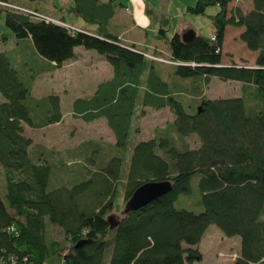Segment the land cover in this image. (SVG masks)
Instances as JSON below:
<instances>
[{
  "label": "trees",
  "instance_id": "16d2710c",
  "mask_svg": "<svg viewBox=\"0 0 264 264\" xmlns=\"http://www.w3.org/2000/svg\"><path fill=\"white\" fill-rule=\"evenodd\" d=\"M117 1L72 0L65 10L85 22L82 29L64 25V19L56 22L2 8L17 43L30 46L39 60L34 65L31 59L37 72L24 75L9 53L0 52V165L6 179L5 195L0 196V261L198 264L203 259L198 244L209 226L216 225L224 235L240 238L235 264H264V0H253L247 12L238 6L230 9L232 0H195L187 13L202 16L209 7L219 9L210 16L213 34L196 32L190 41L183 40L182 32L168 37L170 18L160 14L159 38L166 40L171 60L177 62L170 66L110 32L109 23L121 6ZM229 25L243 29L240 40L257 52L254 66L223 64ZM80 47L95 50L112 66L113 75L91 96L73 101L76 118H104L122 153L129 148L139 107L142 112L169 108L174 119L157 129L154 138L133 146L125 184V158L114 155L81 182L50 189L53 164L44 152L35 157L34 141L25 128L59 123L64 113L58 93L32 95L33 81L62 67ZM212 77L241 83L240 96L209 98L205 90ZM188 78L195 80L196 92ZM187 88L197 107L194 113L178 97ZM193 134L201 143L194 149L185 141ZM195 175L203 210L177 208L179 196L192 191ZM164 180L172 186L167 194L137 211L124 209L117 226L111 227L108 213L116 210L122 186L128 201L142 184ZM49 225L63 231V241L48 237Z\"/></svg>",
  "mask_w": 264,
  "mask_h": 264
},
{
  "label": "rangeland",
  "instance_id": "374dc122",
  "mask_svg": "<svg viewBox=\"0 0 264 264\" xmlns=\"http://www.w3.org/2000/svg\"><path fill=\"white\" fill-rule=\"evenodd\" d=\"M8 1L21 4L14 0ZM54 1L57 4H68L71 0ZM192 1L194 0H120V2L126 4L128 10H126V6H118L117 16L123 20L124 26L122 25L121 28H134L141 33V38L145 40H158L157 28H159L158 18L160 14H165L170 18V24L167 28L168 37L173 36L176 32L184 33L190 29L206 36L211 35L214 32V26L210 16L216 14L219 8L212 6L208 8L205 15H192L186 12L187 5L191 4ZM41 2L38 6L40 5V8L43 9L45 3H49L50 0H43ZM251 4L252 0H232L231 2V6L236 5L246 12ZM27 7L31 10H37L30 6ZM65 9L63 8L66 12ZM2 11L3 9L0 7V52L4 51L9 53L10 58L13 60V65L24 75L28 74L30 76L35 74L38 69H33L32 62L35 65V61L39 59L37 57L35 58L34 54L31 53L33 50L30 46H27L24 42L17 43L18 40L13 37L11 31L5 25ZM37 11L49 17L52 16L47 12ZM67 15L66 22L71 27L77 28L71 24H74L77 19L80 21L81 18L73 13H68ZM51 18L60 22L58 20L59 18L55 16ZM125 36L128 37V34H125ZM6 37H9V39ZM160 40L161 43L158 46L154 47L153 45H149V43H142L139 44V48L148 54L154 53L168 59L171 58L166 40ZM225 47L226 51L235 53V58L238 60L236 64L249 66L248 62L251 61L250 50L246 48L245 44L238 37V30L232 33L228 32ZM81 49L84 48H78L77 55L73 61L65 64L60 71L39 75L33 81L32 95L34 97L39 98L51 92H58L63 99L62 109L64 117L62 121L40 129L25 128V134L34 141L33 153L35 157L39 153L44 152V156L53 164L50 189L63 184L71 186L78 180V182H81L83 176H88L97 170L100 165L107 163L114 155H121L125 158L123 169V184H125L133 146L140 141L154 138L157 129L165 128L174 119V115L169 108L161 110L144 108V112H142L143 108L139 107L134 118L129 148L127 152L122 153L116 147L114 134L107 125L106 120L98 119L92 122H85L72 114L70 104L73 98L75 96H90L99 81L108 78L112 73V66L103 57H99L95 50H90L92 52H89ZM231 57L232 55L225 52V63H232L233 61L230 60ZM29 65L31 66L29 67ZM29 68L31 70H28ZM187 81L192 84V81L195 80L188 78ZM188 83L185 82L186 85ZM196 87L197 85L193 83L191 90L196 92ZM206 88L207 95L211 97L224 96L223 98H225L226 96L241 93V84L237 81H224L217 77ZM178 97L189 113H194L197 110V107L193 106L195 105V101L188 88L184 90V95H179ZM0 99L4 100L1 94ZM185 141L192 149L198 148L201 144L199 137L195 134L186 137ZM198 182L199 176L195 175L191 182L192 191L189 194L183 193L179 196L175 202L177 208H187L195 212H201L203 210ZM5 191V172L0 165V196L4 197ZM116 202V210L108 213V216L113 215L114 220L122 217L123 210L128 202L124 199V186L120 188ZM47 235L52 239L64 240L63 231L56 225H49ZM68 246L69 244H67ZM199 246L206 254L204 264H214L216 262L220 264H235L238 256L239 238L228 237L216 225H211L205 232ZM110 253L111 248L107 252L108 258L110 257Z\"/></svg>",
  "mask_w": 264,
  "mask_h": 264
},
{
  "label": "crops",
  "instance_id": "0c3cea01",
  "mask_svg": "<svg viewBox=\"0 0 264 264\" xmlns=\"http://www.w3.org/2000/svg\"><path fill=\"white\" fill-rule=\"evenodd\" d=\"M14 1H17V2H19V3H21V4H23V5H25V6H30V7H32V8H34V9H37V10H40V11H42V12H44V13H49V14H51L52 16H55V17H57V18H59L58 20H60V21H62V19H64L65 21H67V18H68V13L67 12H65L64 10H63V8H66L68 5H70L71 3H72V0L71 1H69L68 2V4L67 3H61V4H57L54 0H50V2L49 3H45V7H43V9L42 8H40V5L38 6V4H40V3H42L41 1H43V0H38V1H35V2H29L28 0H14ZM102 1H106V0H102ZM118 3H121V6L122 7H125L126 6V4H124V2H120V0H118L117 1ZM195 3V0L194 1H192L191 2V4H188V5H192V4H194ZM187 5V6H188ZM236 5H233V6H231V3H230V9H232L233 7H235ZM253 8V0H252V4L248 7V10L247 11H249L250 9H252ZM126 10H128V7L126 6ZM246 12V11H245ZM67 15V16H66ZM51 16V17H52ZM54 18V17H53ZM82 20V19H81ZM79 21V19H77V21L74 23V24H71V25H73V26H75V27H77V28H79V29H82V28H84V26L86 25L85 24V22L84 21ZM67 23V22H66ZM68 24V23H67ZM124 26V24H123V20H122V18L121 17H119V16H117V11H116V14H115V16L111 19V21H110V23H109V26H108V28H109V30H110V32H112L113 34H115V35H117V36H119V38H121L122 39V41L124 42V43H126V44H135L137 47H139V44H142V43H149V45H153L154 47L155 46H158L160 43H161V40H160V38H159V34H158V30H159V28H157V41H150V40H145V39H143V38H141V33L139 32V31H137V30H135L134 28H129V27H127V28H121V26ZM235 28V29H234ZM235 30H238V37L240 36V34H241V32L243 31V29L242 28H237V27H234V26H227L226 27V31H225V39H224V45H223V64H228V63H225V59H224V55H225V52H228V54L229 55H232V57L230 58V60H232L233 62H235V63H237L238 62V60H236V58H235V53H233V52H230V51H226V42H227V34H228V32L230 33H232V32H234ZM125 34H128V37L127 36H125ZM212 34H213V32H212ZM211 34V35H212ZM211 35H209V36H211ZM77 50H78V48H76V55H77ZM81 50H84V49H81ZM87 51V50H86ZM89 52H92V51H89ZM250 57H251V61L250 62H248L249 63V66H254L255 65V60H256V57H257V52H255V51H251L250 50ZM96 54V53H95ZM75 55V56H76ZM99 57H102V56H100V55H98ZM75 58V57H74ZM74 58H72V59H70V60H68V61H66L65 63H64V65L65 64H67L68 62H71V61H73V59ZM104 59V58H103ZM105 60V59H104ZM64 65L62 66V67H60V68H57V69H54V70H51V71H47V72H44V73H42V74H40V75H43V74H46V73H50V72H58V71H60L63 67H64ZM112 75H113V73H111V76H109L108 78H104L103 80H101V81H99V83L98 84H100L101 82H103V81H105V80H108V79H110L111 77H112ZM39 76V75H38ZM215 77H212L211 78V80H210V82L214 79ZM210 82H209V84H210ZM239 83V82H238ZM98 84H97V86H98ZM209 84L207 85V86H209ZM239 84H241V83H239ZM97 86H96V88H97ZM96 88H95V90H96ZM207 89V88H206ZM95 90H94V92H95ZM93 92V93H94ZM58 93V92H57ZM92 93V94H93ZM91 94V95H92ZM205 94L207 95V93H206V90H205ZM240 94L241 93H237V94H233V96H226V98L227 97H235V96H240ZM90 95V96H91ZM208 96V95H207ZM78 97H82V96H75L74 98H73V100H72V102H71V104H70V108H71V110H72V103H73V101L76 99V98H78ZM209 98H211V99H216V98H221V97H224V96H221V97H211V96H208ZM61 102H62V107H63V99H62V96H61ZM101 119H104V118H101ZM105 120V119H104ZM45 128V127H44ZM210 227V226H209ZM207 231V230H206ZM204 237V236H203ZM234 237H238V236H234ZM239 238V237H238ZM203 239V238H202ZM201 242V241H200ZM200 244V243H199ZM199 244H198V247H199V249H200V246H199ZM201 250V252L203 253V259H202V261L201 262H199L198 264H204L203 262L205 261V251H203V249H200ZM239 251H240V238H239V248H238V254H239ZM214 264H220L219 262H216V263H214Z\"/></svg>",
  "mask_w": 264,
  "mask_h": 264
},
{
  "label": "water",
  "instance_id": "95a60500",
  "mask_svg": "<svg viewBox=\"0 0 264 264\" xmlns=\"http://www.w3.org/2000/svg\"><path fill=\"white\" fill-rule=\"evenodd\" d=\"M196 36V31L193 29L187 30L182 34L184 41H190ZM171 182L164 181H149L139 186L126 203L125 212L137 211L153 200L167 194L171 190ZM108 221L111 223V227L117 226V220H114L113 215L108 216Z\"/></svg>",
  "mask_w": 264,
  "mask_h": 264
},
{
  "label": "built area",
  "instance_id": "2783aa9c",
  "mask_svg": "<svg viewBox=\"0 0 264 264\" xmlns=\"http://www.w3.org/2000/svg\"><path fill=\"white\" fill-rule=\"evenodd\" d=\"M0 7L2 8H9V9H13V10H18V11H21V12H26V13H32L36 16H39V17H44V18H47L49 20H54L53 18L47 16V15H44L42 13H38V12H34L33 10L29 9V8H26V7H23V6H20L16 3H13L11 1H8V0H0ZM56 21V20H54ZM56 22H59V21H56ZM64 24V23H63ZM72 29H76V28H73L71 27L70 25H67V24H64ZM213 39H215V37H213ZM142 52V51H141ZM145 55L152 59V60H155V61H158V62H161V63H165V64H177V62L171 60V58H166L164 56H161V55H156L154 53L152 54H148L147 52H145ZM0 264H3L1 261H0Z\"/></svg>",
  "mask_w": 264,
  "mask_h": 264
}]
</instances>
